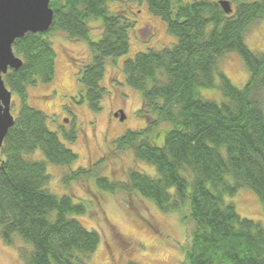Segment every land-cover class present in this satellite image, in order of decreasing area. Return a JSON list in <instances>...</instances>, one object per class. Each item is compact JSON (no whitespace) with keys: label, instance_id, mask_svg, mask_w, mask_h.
<instances>
[{"label":"trees","instance_id":"obj_1","mask_svg":"<svg viewBox=\"0 0 264 264\" xmlns=\"http://www.w3.org/2000/svg\"><path fill=\"white\" fill-rule=\"evenodd\" d=\"M107 1L49 0L50 26L16 38L12 50L22 63L2 74L20 107L0 147V237L9 244L16 238L22 242L23 264H86L100 241L95 229L74 217L86 212L83 203L48 190L46 162L68 165L77 154L47 126L46 114L26 100L29 85L53 79L56 53L48 36L61 31L87 41L91 58L78 69L79 102L85 99L92 112L101 109L108 92L101 85L106 60L128 52L135 23L111 11ZM144 1L176 42L123 60L125 83L141 93L138 115L145 125L124 131L112 144L130 149L156 174L128 168L124 181L97 175L95 183L109 192L136 191L164 212L187 208L185 218L194 224L186 264H264L263 225L224 201L246 187L264 202V52L252 51L244 41L247 28L264 20V0H228L229 13L217 0ZM93 19H101L97 40L89 37ZM228 51H236L249 72L241 87L218 68ZM201 87H217L223 100L201 96ZM63 135L69 141L76 137L73 130ZM37 148L44 159L26 158ZM91 174L80 167L64 180Z\"/></svg>","mask_w":264,"mask_h":264},{"label":"rangeland","instance_id":"obj_2","mask_svg":"<svg viewBox=\"0 0 264 264\" xmlns=\"http://www.w3.org/2000/svg\"><path fill=\"white\" fill-rule=\"evenodd\" d=\"M107 4L111 11L123 12L135 23L130 31L128 52L106 60L101 85L108 92L101 100V109L92 112L85 99L79 102L78 69L91 58L87 41L70 39L61 31H53L48 36L56 53L53 79L49 83L38 81L27 87L26 103L44 112L47 126L77 154L76 160L68 165L46 162V171L50 175L47 188L52 193L68 194L74 202L83 203L86 212L74 217L84 227L99 233L100 241L86 259V264H128L131 260L138 264H186L184 255L194 224L185 218L187 208L164 212L151 199L136 191L117 189L109 192L98 188L95 183L97 175L124 181L128 168L155 176L152 165L135 159L130 149H115L112 144V140L124 131L145 125V119L138 115L141 93L125 83L121 66L123 60L138 51L176 42L165 23L149 13L144 0H108ZM89 25L90 39L97 40L102 29L101 19H93ZM244 41L252 51L264 52V20L247 28ZM218 68L238 87L243 86L249 76L236 51L224 53ZM215 81L218 82L217 75ZM198 90L205 98L216 102L223 100L217 87ZM19 107V98L12 93L10 112L14 117ZM119 110L125 114L122 120L114 115ZM63 130H73L75 139H66ZM162 141L160 135L156 143ZM26 158L44 159L39 148ZM80 167L91 169L92 174L77 180H64L65 175ZM186 177L190 180L191 173ZM224 201L233 203L241 216L260 221L264 227V202L259 201L250 189L240 188L231 196L225 195ZM21 245L17 238L9 244L0 237V264H23L19 253Z\"/></svg>","mask_w":264,"mask_h":264},{"label":"water","instance_id":"obj_3","mask_svg":"<svg viewBox=\"0 0 264 264\" xmlns=\"http://www.w3.org/2000/svg\"><path fill=\"white\" fill-rule=\"evenodd\" d=\"M225 13L232 7L228 0H217ZM53 17L49 0H0V147L14 116L10 112L11 90L5 85L2 74L9 68H17L22 59L12 50V43L26 32H41L48 29ZM120 120L122 110L114 113Z\"/></svg>","mask_w":264,"mask_h":264}]
</instances>
